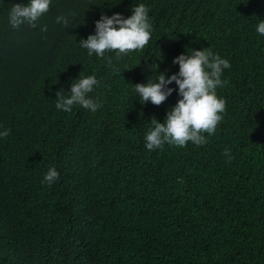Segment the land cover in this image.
Masks as SVG:
<instances>
[{"label": "trees", "instance_id": "trees-1", "mask_svg": "<svg viewBox=\"0 0 264 264\" xmlns=\"http://www.w3.org/2000/svg\"><path fill=\"white\" fill-rule=\"evenodd\" d=\"M28 2L0 0V124L11 129L0 138V264H264V0H53L38 27L12 28V4ZM134 3L150 8L149 44L106 53L111 64L89 57L79 40ZM205 47L231 63L215 135L146 149L178 86L154 105L134 84L178 72L175 57ZM80 74L99 79L100 107L57 110V92ZM52 166L60 178L49 186Z\"/></svg>", "mask_w": 264, "mask_h": 264}, {"label": "clouds", "instance_id": "clouds-1", "mask_svg": "<svg viewBox=\"0 0 264 264\" xmlns=\"http://www.w3.org/2000/svg\"><path fill=\"white\" fill-rule=\"evenodd\" d=\"M53 0H29L27 4L14 3L8 11V22L17 29L27 23L32 28L38 27L40 18L50 11ZM57 24L67 27L70 19L66 15L56 17ZM47 25L41 31L47 32ZM256 32L264 36V19L256 25ZM153 24L150 8L145 3L133 4L132 14L127 18L121 13L111 16L102 14L96 21L95 33L86 39H80L79 44L87 50L89 57L95 55L107 59L106 53L115 52L117 56L127 55L132 51L142 50L152 38ZM174 64L179 65V71L168 75L159 72L155 79H149L147 84H134V91L141 103L149 101L154 105L165 102L169 96L177 92V88L169 87L173 82L178 86L180 99L167 112L164 122L155 117L150 121V127L145 133V147L150 151L162 149L165 144L185 147L189 142L197 146L207 143L208 137L215 135L218 125L226 111L227 101L218 95L217 89L225 87L229 81L223 79L225 69L231 68L229 59L214 52L211 47L187 50L175 57ZM100 81L95 74L79 75L72 84L71 90L64 94L62 89L57 92L55 107L57 110L71 113L74 106L95 112L100 105L90 95ZM11 129L0 124V138L10 135ZM225 156L230 157L229 150ZM60 173L55 166L49 168L42 183L51 186L58 181Z\"/></svg>", "mask_w": 264, "mask_h": 264}]
</instances>
